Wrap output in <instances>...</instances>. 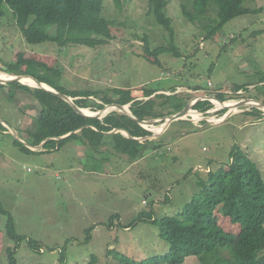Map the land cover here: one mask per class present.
<instances>
[{
    "label": "rangeland",
    "instance_id": "1",
    "mask_svg": "<svg viewBox=\"0 0 264 264\" xmlns=\"http://www.w3.org/2000/svg\"><path fill=\"white\" fill-rule=\"evenodd\" d=\"M183 4L194 11L192 0H167L177 53L164 52L159 62L146 54V41L157 48L168 45L169 35L154 20L148 0H106L105 16L113 21L112 38L96 47L29 43L11 9L4 6L0 64L14 63L23 56L30 62L22 71L46 74L35 59L60 68L58 82L65 89H89L111 100L120 97L116 89L130 90L140 99L145 98V89H162L157 93L168 95L186 93L188 101L219 94L229 103L250 95L264 99L260 94L264 86V0H245L243 6L256 11L236 16L212 34L216 6L191 21ZM10 90L9 86L0 88V203L22 238L8 236V216L0 213V264H10L9 249L15 250L17 264H86L92 256L96 264H119L124 255L136 260L163 255L169 251V242L161 237L160 226L140 215L150 212L153 219L178 215L209 183V171L229 167L233 150L244 152L264 177L263 109L254 114L249 110L257 107L243 106L218 122L227 108L217 100L211 101L214 107L204 114L193 108L195 121L192 115L188 121L175 120L166 131L162 122L149 126L153 132H164L158 138L161 145L150 146L142 158L131 162L112 145L88 157L85 147L72 140L58 148L26 146L25 150L16 144L9 125L28 140V134L38 127L40 109L28 93L16 89L12 99ZM176 99L169 98L164 113L174 111L171 104ZM159 127L161 131L156 130ZM218 214L226 231L239 233V224ZM30 238L38 247L28 244ZM181 264L201 262L190 255Z\"/></svg>",
    "mask_w": 264,
    "mask_h": 264
},
{
    "label": "trees",
    "instance_id": "2",
    "mask_svg": "<svg viewBox=\"0 0 264 264\" xmlns=\"http://www.w3.org/2000/svg\"><path fill=\"white\" fill-rule=\"evenodd\" d=\"M105 1L0 0V15L5 14L4 6H8L13 13L16 25L29 43L52 41L60 46L80 44L96 47L107 43L112 38L113 21L105 16ZM148 1L154 20L169 35L168 45L157 48H151L146 41V54L154 56L157 58L156 62H159V56L162 53H177L174 43L175 29L172 25L173 20L166 11L167 0ZM244 1L192 0L194 11H189L185 4H183V11L193 21L195 18L204 16L210 6H216L217 24L209 30V34H212L236 16L256 11L243 6ZM34 61L46 71V74L36 75L31 71H22V67L30 62L23 56L14 63L0 64V71L15 75H33L39 81L72 96L77 105L89 108L91 111H98L111 103L130 104L129 109L134 116L141 120H148L179 112L190 97L186 93L168 95L164 92L157 93L162 89H145V98L139 99L134 97L130 90L116 89L120 94L116 100L101 98L95 91L89 89H65L58 82L62 77L60 68L35 59ZM49 74L55 77L54 81ZM6 86L11 87L10 98H14L16 89H21L39 105L40 110L36 116L38 127L28 134V140H26L33 146L39 145L49 137L63 136L80 129L79 132L62 140L55 138L47 140L43 148H58L72 140L83 145L89 157L101 147L108 148L112 145L117 153L127 155L131 162H134L142 158L150 146L159 148L161 145L158 139L140 142L126 137L121 132L109 133L119 128L128 130L135 137L152 135L149 130L119 109L108 112L102 118L86 117L77 113L60 97L42 88L21 82L0 83V88ZM262 89L260 94L263 96L264 86ZM170 97L177 98L171 104L174 111L164 113L166 105H169ZM217 97L224 101L229 100L225 95L219 94ZM249 97L264 101L256 95ZM213 107L210 100H202L194 105V109L204 113ZM222 112L226 113L227 109H223ZM249 112L262 113L258 108H252ZM1 128L4 131L8 130L3 125ZM15 142L25 150L28 149L23 143L17 140ZM232 154L233 160L229 167L220 168L216 173L209 171V183L204 185L178 215L164 216L160 219H153L154 214L150 212L147 215H140L142 219L146 218L160 226L161 237L169 242V251L166 254L143 260L124 255L119 264H181L190 255L196 256L201 264H264V177L257 164L244 152L233 150ZM218 211L229 217L232 222L239 224L238 234H231L223 228ZM0 213L8 216L6 225L8 236L14 240L22 238L15 230L13 218L1 203ZM28 244L33 248L38 247V242L31 238ZM14 253L15 250L9 249L10 264H17ZM96 261V257L92 256L86 264H96Z\"/></svg>",
    "mask_w": 264,
    "mask_h": 264
},
{
    "label": "water",
    "instance_id": "3",
    "mask_svg": "<svg viewBox=\"0 0 264 264\" xmlns=\"http://www.w3.org/2000/svg\"><path fill=\"white\" fill-rule=\"evenodd\" d=\"M4 73H6L9 76L6 77V78H1L0 77V83H3V84H7V83H11V82H21V83H23V81H22L23 78L30 77V78L34 79V81L37 83V85L35 87L42 88V89H44V90H46V91H48V92L60 97L61 99L66 101L77 113H79L81 115H84L86 117L102 118L105 115V113H106L105 111H107L108 109H119L120 111H122L123 113L128 115L131 119H133L135 122L139 123L143 127L154 126L157 123L162 122L163 127L166 130L168 128V126L173 121L184 119V118H189L188 116H190L191 115L190 112L194 110L193 107H194L195 103L201 100L200 97L189 100L187 102V104L183 107L182 110H180L179 112H176L174 114H169V115H166V116H163V117H159V118L141 120V119L137 118L136 116H134L132 114V112L128 109L127 105L111 103V104H106L103 109H100V110H98L96 112L95 111H91L89 108H82L79 105H77L75 103L74 98L72 96H70L68 94H65V93H63V92H61L59 90H56L55 88L49 86L48 84L39 81L38 78H36L33 75H20V74L19 75H15V74H9L7 72H4ZM43 84H46V85H43ZM207 100H210V101H213V102H214V100H217L223 105L222 106L223 108H227L228 112L225 113L222 118H218L219 121H222L225 118L229 117L231 115V113L233 112V108L231 106L225 105L226 101L221 100L218 97L208 96ZM234 106H235L234 107L235 109H238V108L243 107V106H250V107H257L259 109H264V101H262L260 99H254V98H245V99H242V100H239V101L235 102ZM86 109H88L90 111V113L85 112ZM210 118L206 117V120L210 119ZM9 128L11 129V131L13 132V134L15 135L16 139L19 142H21L24 145H26V146H28V147H30L32 149H35V150L43 148L45 142L47 140L51 139V138H55L57 140H62L64 138H67V137L71 136L72 134L77 133V132L80 131V129H76V130H73L72 132H70V133H68L66 135H63V136L49 137L45 141L40 143L39 145L33 146V145L29 144L28 142H26L25 140H23L14 127L9 125ZM117 132H122L123 134H125L126 137H128L130 139L138 140L140 142H144L146 140H152V139L158 138L163 133V132L162 133L153 132L152 135L143 136V137H135L128 130L119 129V128H115L109 133H117Z\"/></svg>",
    "mask_w": 264,
    "mask_h": 264
},
{
    "label": "bare ground",
    "instance_id": "4",
    "mask_svg": "<svg viewBox=\"0 0 264 264\" xmlns=\"http://www.w3.org/2000/svg\"><path fill=\"white\" fill-rule=\"evenodd\" d=\"M8 76H9V75H7L6 73L0 71V77H1V78H6V77H8ZM22 81H23L25 84H28V85L33 86V87H35V86L37 85V83L34 81V79H32V78H30V77H25V78L22 79ZM43 85H46V84H43ZM218 102H219V101H218ZM217 104L222 105L220 102L217 103ZM225 105L231 106V107L233 108V112L237 110V109L234 108V107H235V106H234V103L226 102ZM263 110H264V109H263ZM85 112L90 113V111H89L88 109H86ZM190 114L192 115V117H193V119H194V117H195V116H194V113L191 111ZM213 118H214V117H213ZM194 120H196V119H194ZM218 121H219V120H218ZM163 128H164V127H163ZM161 129H162V127H159L157 130H158V131H161Z\"/></svg>",
    "mask_w": 264,
    "mask_h": 264
},
{
    "label": "crops",
    "instance_id": "5",
    "mask_svg": "<svg viewBox=\"0 0 264 264\" xmlns=\"http://www.w3.org/2000/svg\"><path fill=\"white\" fill-rule=\"evenodd\" d=\"M139 99H140V97H139ZM198 102H199V101H198ZM189 119H191V118H184V119H182V120L188 121ZM201 119H202V118L200 117L199 120H201ZM191 120L193 121L194 119H191ZM194 121H195V120H194ZM170 125H171V124H170ZM170 125H169V126H170ZM169 126H168V127H169ZM145 128H146L147 130H149L151 133H153V129H150L149 126H148V127H145ZM157 129H158V128H156V130H157ZM167 129H168V128H167ZM167 129H166V130H167ZM166 130H165V131H166ZM121 133H122V132H121ZM163 133H164V132H163ZM163 133H162V134H163ZM122 134H123V133H122ZM162 134H161V135H162ZM124 135H125V134H124ZM161 135H160V136H161ZM160 136H159V137H160ZM159 137H158V138H159ZM158 138H155V139H158ZM155 139H152V140H155Z\"/></svg>",
    "mask_w": 264,
    "mask_h": 264
},
{
    "label": "clouds",
    "instance_id": "6",
    "mask_svg": "<svg viewBox=\"0 0 264 264\" xmlns=\"http://www.w3.org/2000/svg\"><path fill=\"white\" fill-rule=\"evenodd\" d=\"M207 100V99H206ZM194 108V107H193ZM196 111H197V109H196ZM203 114H204V112H202Z\"/></svg>",
    "mask_w": 264,
    "mask_h": 264
}]
</instances>
